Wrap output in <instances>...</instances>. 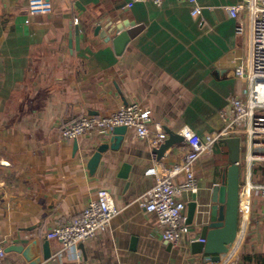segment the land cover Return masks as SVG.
Segmentation results:
<instances>
[{"label":"crops","instance_id":"crops-1","mask_svg":"<svg viewBox=\"0 0 264 264\" xmlns=\"http://www.w3.org/2000/svg\"><path fill=\"white\" fill-rule=\"evenodd\" d=\"M47 1L49 13L31 15L27 0H0V245L27 250L6 253L3 264L41 259L46 232L78 216L99 189L118 210L110 227L58 263L39 264H260L264 201L242 188L241 170L236 250L211 262L190 250L196 227L178 247H169L157 217L139 200L155 182L154 163L180 164L185 142L158 160L146 141L127 130L120 149L104 153L91 175L87 161L111 134L80 137L76 151L74 141L61 138L65 122L106 116L133 102L151 113L152 133L155 126L178 135L189 128L201 137L221 130L219 110L248 86L235 70L250 65L254 18L247 9L231 18L223 7L252 6L254 0H198L200 18L180 0H164L160 8L148 2L127 8L128 0ZM108 18L140 29L121 56L93 34ZM240 25L244 32L237 35ZM124 163L130 168L126 179L118 177ZM228 166L219 144L194 165L198 191L178 199L200 201ZM183 180L181 174L175 183ZM252 182L264 184V162L252 167ZM48 243L51 255L60 249L56 240Z\"/></svg>","mask_w":264,"mask_h":264},{"label":"built area","instance_id":"built-area-1","mask_svg":"<svg viewBox=\"0 0 264 264\" xmlns=\"http://www.w3.org/2000/svg\"><path fill=\"white\" fill-rule=\"evenodd\" d=\"M164 0H128L126 7L131 8L136 2H148L160 8ZM190 5V15L200 18L202 7L198 0H180ZM29 14H47L51 10L47 0H27ZM224 11L231 17L237 18L240 11L247 9L252 12L253 27L251 40V60L248 68H237L235 75L246 81L247 89L237 97L228 99L225 108L219 110L218 115L223 127L216 133L203 137L189 128H184L180 136L188 146V151L180 164L170 168L163 167L155 162L153 174L155 182L140 198V204L147 213L157 217L161 229V239L171 246L178 247L184 237L191 231L185 223L186 204L179 200L181 194H195L198 191V182L194 176L195 163L204 154H209L217 145L224 142L225 134L240 140V156L236 163L240 167L241 186L264 201V184L252 182V167L264 162V0H254L252 6L236 5L224 6ZM237 35H242V25L235 28ZM152 122L151 113L144 110L138 103L120 106L115 112L106 116L82 115L70 125L61 130V138L65 141H74L80 137L92 134H109L115 127H126L132 130L139 140L146 141L154 149L158 148L167 138L160 126H155L154 133L149 131ZM181 174L184 180L175 183ZM118 214L110 194L99 189L96 199L88 202L80 214L69 222L51 228L45 234L47 240H56L60 249L50 256L49 262L58 263L67 252L77 248L79 242L95 238L100 232L106 231ZM204 240L191 239L189 242ZM5 248L0 245V264H3Z\"/></svg>","mask_w":264,"mask_h":264},{"label":"water","instance_id":"water-1","mask_svg":"<svg viewBox=\"0 0 264 264\" xmlns=\"http://www.w3.org/2000/svg\"><path fill=\"white\" fill-rule=\"evenodd\" d=\"M75 30L77 33V29ZM139 30L134 22L115 21L108 18L103 25L99 23L94 26L93 34L105 42H111L115 54L121 56ZM164 131L167 135L166 140L158 148L152 150L158 160L171 147L183 142L180 135L166 128ZM126 132L127 128L123 126L113 128L108 142H103L94 149L86 164L89 174L95 173L104 153L108 150L116 152L120 149ZM224 142L228 148L229 166L222 181L214 185L209 194L200 201L195 200L186 205L185 223L196 227L199 231L198 239L204 240V242L198 240L192 242L190 250L193 254H202L211 262H219L222 255L235 252L239 229L240 167L236 163L240 156V140L230 137ZM77 149L78 143L74 140L73 150ZM129 169L128 164H122L118 177L126 179ZM166 244L171 247L169 242ZM77 248L82 250V242L77 244ZM9 252L26 254L27 250H23L21 246L12 245L5 248V253ZM50 256L49 243L45 238L42 244V258L32 264H39L41 260L47 261Z\"/></svg>","mask_w":264,"mask_h":264},{"label":"rangeland","instance_id":"rangeland-1","mask_svg":"<svg viewBox=\"0 0 264 264\" xmlns=\"http://www.w3.org/2000/svg\"><path fill=\"white\" fill-rule=\"evenodd\" d=\"M263 114H264V112H263ZM226 137H231V134L227 133V134H225V136L223 138L225 139ZM220 146H221V149H223V153L225 154V157L228 158V148H227L226 143L222 142L220 144Z\"/></svg>","mask_w":264,"mask_h":264},{"label":"trees","instance_id":"trees-1","mask_svg":"<svg viewBox=\"0 0 264 264\" xmlns=\"http://www.w3.org/2000/svg\"><path fill=\"white\" fill-rule=\"evenodd\" d=\"M75 120H73V121H75ZM73 121L65 122L64 125L62 126V129L65 128L66 126L70 125ZM257 261H258V263L260 262V264H264V256H257Z\"/></svg>","mask_w":264,"mask_h":264}]
</instances>
